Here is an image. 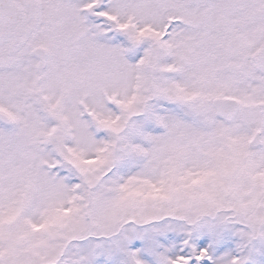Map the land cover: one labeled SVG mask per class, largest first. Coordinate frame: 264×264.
I'll return each mask as SVG.
<instances>
[{"label": "snow or ice", "instance_id": "obj_1", "mask_svg": "<svg viewBox=\"0 0 264 264\" xmlns=\"http://www.w3.org/2000/svg\"><path fill=\"white\" fill-rule=\"evenodd\" d=\"M0 264H264V0H0Z\"/></svg>", "mask_w": 264, "mask_h": 264}]
</instances>
